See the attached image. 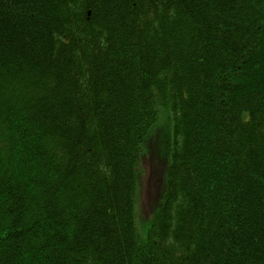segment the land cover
I'll use <instances>...</instances> for the list:
<instances>
[{"label": "trees", "instance_id": "16d2710c", "mask_svg": "<svg viewBox=\"0 0 264 264\" xmlns=\"http://www.w3.org/2000/svg\"><path fill=\"white\" fill-rule=\"evenodd\" d=\"M0 264H264V0H0Z\"/></svg>", "mask_w": 264, "mask_h": 264}, {"label": "rangeland", "instance_id": "374dc122", "mask_svg": "<svg viewBox=\"0 0 264 264\" xmlns=\"http://www.w3.org/2000/svg\"><path fill=\"white\" fill-rule=\"evenodd\" d=\"M170 122L168 116L163 114L153 136L145 145L147 157L143 159V170L140 178L141 189L137 204L138 219L141 225L145 223V219L153 216L165 189V174L163 171L166 162L161 163V155L163 150L166 152L168 149L166 141L170 137Z\"/></svg>", "mask_w": 264, "mask_h": 264}]
</instances>
